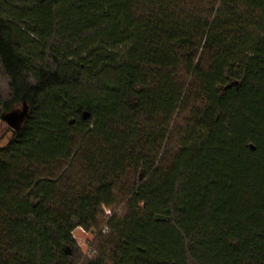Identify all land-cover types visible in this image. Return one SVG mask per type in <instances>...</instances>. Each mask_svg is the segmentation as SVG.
Returning a JSON list of instances; mask_svg holds the SVG:
<instances>
[{
    "label": "trees",
    "instance_id": "trees-1",
    "mask_svg": "<svg viewBox=\"0 0 264 264\" xmlns=\"http://www.w3.org/2000/svg\"><path fill=\"white\" fill-rule=\"evenodd\" d=\"M14 112L0 264H264V0H0Z\"/></svg>",
    "mask_w": 264,
    "mask_h": 264
},
{
    "label": "rangeland",
    "instance_id": "rangeland-1",
    "mask_svg": "<svg viewBox=\"0 0 264 264\" xmlns=\"http://www.w3.org/2000/svg\"><path fill=\"white\" fill-rule=\"evenodd\" d=\"M13 136V129L8 126L6 121H0V147L6 146ZM75 238L81 247L83 254L91 253L90 242L94 239V235L90 232L83 231L78 228L75 231Z\"/></svg>",
    "mask_w": 264,
    "mask_h": 264
},
{
    "label": "water",
    "instance_id": "water-1",
    "mask_svg": "<svg viewBox=\"0 0 264 264\" xmlns=\"http://www.w3.org/2000/svg\"><path fill=\"white\" fill-rule=\"evenodd\" d=\"M22 115L18 114L17 112H14L12 114H7L3 117V120H5L11 127L17 128L19 122L21 121Z\"/></svg>",
    "mask_w": 264,
    "mask_h": 264
},
{
    "label": "built area",
    "instance_id": "built-area-1",
    "mask_svg": "<svg viewBox=\"0 0 264 264\" xmlns=\"http://www.w3.org/2000/svg\"><path fill=\"white\" fill-rule=\"evenodd\" d=\"M78 228H80V229H82L83 231H85L82 227H78ZM77 228V229H78ZM76 231V230H75ZM75 231L73 232V235H74V238H75ZM76 239V238H75ZM79 244V243H78Z\"/></svg>",
    "mask_w": 264,
    "mask_h": 264
}]
</instances>
